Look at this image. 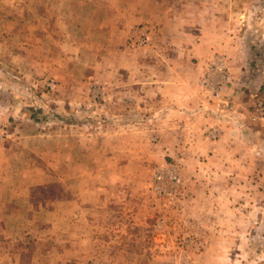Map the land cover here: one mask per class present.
<instances>
[{
    "label": "rangeland",
    "instance_id": "obj_1",
    "mask_svg": "<svg viewBox=\"0 0 264 264\" xmlns=\"http://www.w3.org/2000/svg\"><path fill=\"white\" fill-rule=\"evenodd\" d=\"M165 46L203 63L200 109L223 121V94L241 84L264 130V0H0V147L14 163L0 166V264H264V163L240 143L249 165L183 155L174 133L150 131L163 120L147 128L150 111L138 123L116 103L129 58L158 63ZM176 64L166 78L182 83L191 69ZM215 64L229 76L219 95L202 82ZM163 161L181 177L168 198L148 186Z\"/></svg>",
    "mask_w": 264,
    "mask_h": 264
},
{
    "label": "crops",
    "instance_id": "obj_2",
    "mask_svg": "<svg viewBox=\"0 0 264 264\" xmlns=\"http://www.w3.org/2000/svg\"><path fill=\"white\" fill-rule=\"evenodd\" d=\"M163 37H159V40L167 42V37ZM164 49L162 60H158L159 64L156 61L149 64L152 61V55H155L153 58L159 55L152 54V51L145 56L144 60L142 58L136 59L134 55L129 58L131 59V68L128 71V75L127 73L125 75L127 79H131V82L129 86H127L124 81L117 83L115 88V100L117 105L123 109L127 107L132 108V112L135 116L133 119L139 120L138 123H140V118L141 120L143 119L141 115H139V108L150 111L147 115H145L146 113L144 114L145 116L143 115V117L148 119L147 123H145L147 128L150 127V123L154 120H158L159 122L163 120L166 123V128L153 129L152 127L150 131L165 130L174 133L175 135L173 138L178 139V142H176L178 146L174 147L171 145L170 147L172 149H177L183 155H209L211 157L212 166H246L249 164L245 160L239 158L235 159L234 157L235 154L233 152L237 148L233 149L232 146L233 144L240 143L243 148L238 149L241 151L238 156L241 157L242 155L243 158L249 160L254 156L256 160H261V162L264 163V130H260V134H258L256 124H253L251 120H249L253 110L251 95L246 94L247 92H245L241 84H236L234 82L230 84L223 94L224 102L222 103H225V110H221L224 114L220 116L222 118L225 116L227 119L223 118V121H219V114L213 115L199 108V106L209 108V106L205 104V91L196 84L198 78L204 71L203 63L200 61L194 62V60H192L193 56H191L189 52H173L170 50L176 49L171 47H168L169 50L166 51V46ZM199 49L203 48L200 47ZM209 51L211 50L208 49V53L205 52V59H207L206 55H209ZM241 57L242 54L240 56L238 53L233 52V60L240 61ZM166 61H169V63ZM136 63H138V66H136ZM146 63L148 64L147 69L154 71L153 73L147 72L151 77H149L150 82L147 85L139 79L142 71L145 72L143 66H146ZM176 63L185 64L186 68L191 69L189 73L190 76H186L182 83L172 82L166 78L169 74H174V69L179 66ZM121 67H124V64H122ZM241 67L240 62H238L237 66L236 63L234 65L232 64L231 70L234 72L239 70L240 73H244L245 70L243 71ZM140 68H142V71H140ZM156 72L160 74L163 73V75L156 76L155 80L152 76L156 74ZM239 79L241 80L242 77H239L237 80L240 82ZM155 82L157 83L155 84ZM121 83L123 85H121ZM63 87L67 92L72 90L68 86L63 85ZM85 89L87 90V88ZM218 104L220 103L216 102L211 106L218 109ZM11 111L10 108L7 109V112ZM126 114L128 115L129 113ZM122 118H125L127 122L131 121V119L129 121V118L127 119L125 117V114ZM212 125L220 127V134L217 138L210 140L204 133L206 129ZM250 134H254L253 137L255 136L256 139L254 140ZM7 156V147L1 146L0 166H14L12 160L11 162H7ZM192 159L195 160L194 157ZM202 160V165L208 166L204 162L205 159ZM236 161L239 163L236 164ZM200 169H202V167H200Z\"/></svg>",
    "mask_w": 264,
    "mask_h": 264
},
{
    "label": "built area",
    "instance_id": "obj_3",
    "mask_svg": "<svg viewBox=\"0 0 264 264\" xmlns=\"http://www.w3.org/2000/svg\"><path fill=\"white\" fill-rule=\"evenodd\" d=\"M143 36L137 38V44H143ZM215 74H219V77H214ZM229 76L223 71L220 64H215L211 68L210 72H207L206 76L202 80L203 83L210 86L211 93L213 95H219L224 89ZM257 111L259 118L264 124V106L262 101L257 102ZM210 138L215 139L219 135L217 130L212 129L208 132ZM4 132L0 130V142L3 140ZM181 177L175 164L163 161L156 165L153 177L148 184L151 192L157 196H163L165 198L172 197L177 193H180Z\"/></svg>",
    "mask_w": 264,
    "mask_h": 264
}]
</instances>
